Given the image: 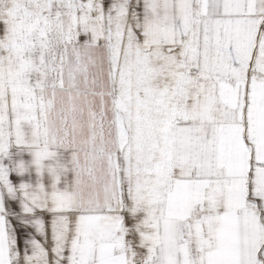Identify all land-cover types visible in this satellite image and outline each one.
<instances>
[{
	"label": "snow or ice",
	"instance_id": "snow-or-ice-1",
	"mask_svg": "<svg viewBox=\"0 0 264 264\" xmlns=\"http://www.w3.org/2000/svg\"><path fill=\"white\" fill-rule=\"evenodd\" d=\"M0 264H264V0H0Z\"/></svg>",
	"mask_w": 264,
	"mask_h": 264
},
{
	"label": "rangeland",
	"instance_id": "rangeland-1",
	"mask_svg": "<svg viewBox=\"0 0 264 264\" xmlns=\"http://www.w3.org/2000/svg\"><path fill=\"white\" fill-rule=\"evenodd\" d=\"M67 155H68V157L70 158L71 150H68Z\"/></svg>",
	"mask_w": 264,
	"mask_h": 264
}]
</instances>
